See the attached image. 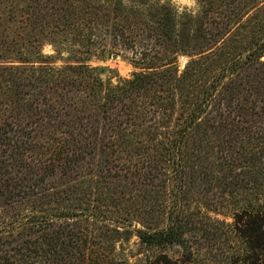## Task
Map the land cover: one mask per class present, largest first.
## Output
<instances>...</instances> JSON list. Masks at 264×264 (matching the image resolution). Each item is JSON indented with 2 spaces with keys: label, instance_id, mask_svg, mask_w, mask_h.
I'll return each mask as SVG.
<instances>
[{
  "label": "trees",
  "instance_id": "1",
  "mask_svg": "<svg viewBox=\"0 0 264 264\" xmlns=\"http://www.w3.org/2000/svg\"><path fill=\"white\" fill-rule=\"evenodd\" d=\"M131 235L264 264V0H0V264H132Z\"/></svg>",
  "mask_w": 264,
  "mask_h": 264
},
{
  "label": "rangeland",
  "instance_id": "2",
  "mask_svg": "<svg viewBox=\"0 0 264 264\" xmlns=\"http://www.w3.org/2000/svg\"><path fill=\"white\" fill-rule=\"evenodd\" d=\"M172 4L180 11L186 10L194 12L197 9V5L191 4V0H170ZM46 54H53L52 48L47 45L44 48ZM127 55H115L107 53L102 58H96L89 64L96 68V72L102 77V79L108 81L111 80L113 83L119 78H129L134 72H140V68L133 63V61L127 59ZM188 59L182 58L179 61L181 69L184 68ZM62 64V63H59ZM214 221L226 222L228 224L233 222L234 210L231 207H224L216 212H210L209 215ZM215 222V223H216ZM219 226H221L219 224ZM139 228V226H137ZM119 238V237H118ZM114 248L116 254L120 257L126 258L130 263L134 264L138 260L144 259V256L149 255L150 257L156 256L159 252L158 249H148L140 244V240L136 235H131L130 241L124 242L123 240H117L114 242ZM220 243L218 241H204L200 247H197L192 254V260L195 264H221ZM199 250V251H198ZM167 255L173 259H183L182 254H185L180 247H171L166 250ZM187 256H184V259Z\"/></svg>",
  "mask_w": 264,
  "mask_h": 264
},
{
  "label": "clouds",
  "instance_id": "3",
  "mask_svg": "<svg viewBox=\"0 0 264 264\" xmlns=\"http://www.w3.org/2000/svg\"><path fill=\"white\" fill-rule=\"evenodd\" d=\"M191 4L194 6L198 5V0H191Z\"/></svg>",
  "mask_w": 264,
  "mask_h": 264
}]
</instances>
